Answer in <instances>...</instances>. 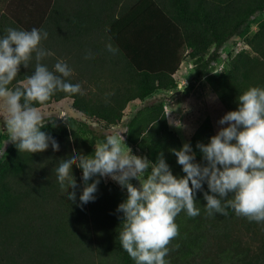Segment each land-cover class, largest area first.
Returning a JSON list of instances; mask_svg holds the SVG:
<instances>
[{"label":"trees","instance_id":"trees-1","mask_svg":"<svg viewBox=\"0 0 264 264\" xmlns=\"http://www.w3.org/2000/svg\"><path fill=\"white\" fill-rule=\"evenodd\" d=\"M105 1L94 0L92 4L101 6ZM107 2L112 15L103 26L107 40L115 47L110 50L117 49V53L98 52L97 46L91 44L96 39H91L84 53L89 59L87 68L84 64V69L79 71L78 67L69 66L71 75L62 77L80 84L82 94L56 91L43 105L69 96L74 98L76 109L96 117L98 124H113L122 117L131 100H145L158 89L176 87L175 74L181 68L187 48H193L190 55L195 56L214 44L213 55L195 68L196 74L202 77L207 68V80L211 82L213 76H219L214 86L229 111L238 109L239 95L250 87L264 88V20L250 40L257 54L230 52L227 66L219 73L214 72L215 64H212L221 59L224 41L244 28L257 12L264 11V0H138L120 12L114 8L113 0ZM46 4V10L53 9L49 0ZM54 22L52 14L45 16L41 29L48 37L40 47L51 55L39 63L48 69L61 59L50 50ZM94 23L86 26L90 33L99 26ZM25 26L21 24L18 29H40L39 25ZM64 28L67 33L70 25ZM80 28H85L84 23ZM6 30L0 29V38L7 34ZM67 37L57 39L64 43ZM64 62L68 65L70 61ZM36 63L33 53L29 66L21 65L8 87H22L34 74ZM100 73L107 77L104 83L92 78L97 89L83 81L86 75L101 77ZM33 106L41 104L34 102ZM164 107L163 102H153L140 108L129 121V139L154 163L163 153L172 174L183 177L186 174L172 150H179L184 144L170 129ZM97 126L84 121L81 130L69 134L65 128L49 122L41 131L58 142V151L51 144L37 153L19 151L16 143L9 148L0 164V264H136L122 249L119 239L124 215L117 209L127 199V192L111 181L106 182L104 177H93L88 183L100 181L95 199L82 204L79 198L84 187L83 172L76 165L72 166L75 189H68L67 183L62 189L58 182L57 168L74 150L92 155L95 145L105 141L107 134H98ZM211 127L205 121L190 141L196 153L194 162L201 166H206L207 161L197 145L208 144L216 135ZM73 191L75 201L67 198V192ZM205 192L211 194L206 182L195 195L199 215L190 217L182 210L175 218L179 234L168 245L167 264H264V225L237 215L231 207L225 209L227 214L213 210L209 215ZM231 198L230 195L226 199ZM224 203L222 200V207Z\"/></svg>","mask_w":264,"mask_h":264},{"label":"clouds","instance_id":"clouds-1","mask_svg":"<svg viewBox=\"0 0 264 264\" xmlns=\"http://www.w3.org/2000/svg\"><path fill=\"white\" fill-rule=\"evenodd\" d=\"M6 32L0 38V101L7 113L5 125L10 141L16 143L19 151L43 152L49 144L58 151V142L41 131L45 127L44 117L33 103L43 105L56 91L82 94L81 85L62 78L72 73L65 62H57L54 72L39 63L51 55L40 47L48 37L46 31L9 27ZM33 53L37 61L34 74L22 87L9 88L20 66H29ZM227 59L212 61L215 73H219L221 64L226 66ZM238 101V109L229 111L219 121L228 126L212 136L208 144L197 145L207 161L206 166L194 162L195 153L189 143L172 150L186 174L183 177L172 174L163 153L153 164L147 157L133 155L120 133H115L96 144L92 155L85 156L74 150L57 168L58 182L62 189L66 183L68 189H75L72 166L82 169L84 187L79 198L82 204L95 199L100 181L88 183L93 177H111L126 188L127 199L117 209L124 215L119 239L122 249L136 264H167L168 245L179 234L175 218L182 210L190 217L199 215L195 195L205 182L211 192L204 193L209 215L213 210L227 214L225 209L231 207L237 215L250 221L264 222V88L250 87L239 95ZM145 173H148L146 177ZM132 179L139 182V187L130 182ZM230 195L232 198L226 199ZM67 198L75 201V191L67 192Z\"/></svg>","mask_w":264,"mask_h":264},{"label":"rangeland","instance_id":"rangeland-1","mask_svg":"<svg viewBox=\"0 0 264 264\" xmlns=\"http://www.w3.org/2000/svg\"><path fill=\"white\" fill-rule=\"evenodd\" d=\"M262 20H264V11H259L244 28L231 37H228L220 48L222 52H220L222 56L221 58H229L230 52L235 54L245 51L252 55L257 54L256 50L250 44V40L259 30L260 21ZM67 38L68 40L64 43H60L59 41L55 42L52 39L53 44L52 47H50V50L57 55L59 53L60 58L68 59L70 61L68 66H73L74 68L78 67L79 71H82L84 69V64L87 68V62L89 60L86 57V54H84L86 47L80 45L76 46L73 39L69 37ZM54 46L55 48L53 49ZM214 46L212 45L204 49L200 55L195 56L190 55L193 48H187L181 68L175 74V79L177 82L176 87L172 89H158L156 92L149 95L145 100L140 98L131 100L125 107L122 117L113 124L108 122L98 124L96 117L88 116L82 111L76 109L73 105L74 98L69 96L58 101L55 100L50 104L41 105L38 107L40 108L44 117V124L49 122L55 123L60 128H65L69 134H72L73 130H81L82 123L84 121L92 123L93 125H98V134L105 133L109 135L120 133L124 139L125 145L131 149L133 155L147 157L151 163L155 164L153 159L149 157L147 153L141 152L139 147L134 146L131 143L128 135L130 119L140 108L144 107V105L153 102H163L168 116L170 129L180 137L183 144L189 143L191 145V139L193 138L196 131L203 126L205 121L210 122L214 134H217L221 128L228 126L227 124L221 125L219 123L220 119L229 112L224 102L220 99L214 86V81L217 83L219 76H213L214 80L210 82L206 79V76L209 72L207 68L204 70V75L202 77L196 74L195 69L203 60L213 55L212 49ZM70 51L73 53V59L69 54ZM52 60H54V58L51 57V61ZM227 62L228 59L226 60V66ZM55 64L56 63H54V65L52 64V67L49 68L50 71L54 70L53 66H55ZM226 66L221 64L219 72L222 71ZM55 74L60 75L59 73ZM92 74L94 75L95 73ZM100 74L101 77H99L98 74L95 76L92 75V77H89L91 75H86V80L83 81L86 83H91L92 88L97 89V84L94 80L103 81L102 83H104L107 77L103 73ZM92 78H94V80ZM6 116L7 113L3 102L0 101V164L5 159L9 148L14 145V142L10 141V137L6 131ZM191 149L192 152L195 153L193 151L194 149L192 145ZM150 170L151 169H149V171ZM147 174L148 173H145V177ZM104 178L106 182L111 181L115 183L118 188L127 192L126 188H122L116 181L112 180L111 177L106 176ZM130 182L134 186L139 187V182L136 179H132ZM259 224L264 225V222Z\"/></svg>","mask_w":264,"mask_h":264},{"label":"crops","instance_id":"crops-1","mask_svg":"<svg viewBox=\"0 0 264 264\" xmlns=\"http://www.w3.org/2000/svg\"><path fill=\"white\" fill-rule=\"evenodd\" d=\"M93 1L52 0L51 2L49 0V5L53 9L46 10V0H0V29H8L9 27L18 29L21 24L26 25L25 27L39 25L40 29H42L45 24V16L52 14V19L53 21L55 20L53 26H51L53 41L57 42L59 41L57 38L68 36L73 39L76 46L86 47L91 39H96L91 44L97 46L98 52L103 54L117 53V49L110 50V48L115 47L111 45V41L107 40L106 26H103L109 20V16L112 15L109 11V3L106 0L101 6H96L92 4ZM137 1L113 0V6L118 12L126 11L127 7L132 6ZM116 17H119L118 14ZM92 22H95L94 25L99 24V26L93 30V33H90L91 30H88L86 26H90ZM81 23H84V29L80 28ZM65 25H70L67 33L64 32L67 31L64 28ZM103 34L107 36L103 37ZM69 54L71 56L73 54L72 51ZM56 56H59V53ZM60 61L64 62L66 59L61 58L58 62Z\"/></svg>","mask_w":264,"mask_h":264}]
</instances>
